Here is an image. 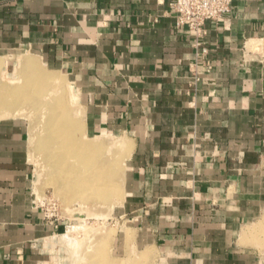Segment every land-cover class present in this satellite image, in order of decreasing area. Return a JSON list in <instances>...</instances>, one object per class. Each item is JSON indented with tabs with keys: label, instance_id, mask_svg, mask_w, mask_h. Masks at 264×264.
<instances>
[{
	"label": "crops",
	"instance_id": "0c3cea01",
	"mask_svg": "<svg viewBox=\"0 0 264 264\" xmlns=\"http://www.w3.org/2000/svg\"><path fill=\"white\" fill-rule=\"evenodd\" d=\"M170 1L0 0V85L34 81L31 60L71 84L84 136L126 140L102 264H264V0L200 36ZM27 112L0 117V264H68Z\"/></svg>",
	"mask_w": 264,
	"mask_h": 264
},
{
	"label": "rangeland",
	"instance_id": "374dc122",
	"mask_svg": "<svg viewBox=\"0 0 264 264\" xmlns=\"http://www.w3.org/2000/svg\"><path fill=\"white\" fill-rule=\"evenodd\" d=\"M31 69L33 71L32 78H34V81L29 80L30 84L27 85L25 84L26 82H24V84L21 81H17V83L15 82L13 90L14 94H12L11 97H18L21 95L19 94L20 91L24 89H29L31 91L29 95H32V97L29 96L24 111L25 113L26 110L30 112H27V119L30 122L31 130H33L30 139H34V141H31L30 144L32 147V161L34 162L32 186H34L35 192H33V197L35 198L37 204L45 209L48 214L50 213L53 217L62 218L67 224V230L64 237L67 238L68 242L66 244L67 246H64L63 251V257L66 260L65 262L68 264H102L107 255V252L102 251V248H104V244L106 245L109 238L113 237V234L115 233L113 232V224H116L117 222V213L119 211L118 206L123 201V192H121V176L123 172V160L127 153L120 156L119 159V154L116 151L115 146L104 148L102 151L99 150L93 152V155L92 152L90 153V157H92L91 168H93L91 170V174L89 175L91 178L90 182L93 186V184L97 181V177H99L100 181H102L100 174H103L104 172L105 176L103 183L106 186L107 191H112L107 192L110 196H99L100 194H94L95 186L92 187L90 191L85 190L84 188L78 189L73 179L74 169H67L66 167V169L63 170L59 165H49L48 162L50 156L55 152H58V150L51 152L47 148H43V145H40V136L43 132V126L42 119H40L41 121L39 120L41 116H39V110L40 107H44L46 102L52 104L49 106H57L62 104L63 99L66 98L65 100L69 105L68 108H72V111H74L73 116H71L72 123L75 127V130L71 133L72 138L75 137L80 141L87 140L86 142L108 141L102 137L89 139L87 136H84L82 132L83 118L81 117V102L79 96L75 93L71 84L67 82L66 79H60V81H63L61 83H63L62 86L64 88L62 90L59 88L61 92L59 91L58 94L63 96V98L56 100V98H54L55 95L53 94L54 89L51 87L49 88V85L45 86L43 82V76L49 72L40 73L39 68L35 66V64L31 67ZM63 91L66 92L65 95ZM70 94L78 96V98H76V96L73 98L74 100L72 103L70 102ZM52 98H54V100ZM76 109L79 113H81L80 117H77L75 113ZM34 112L35 115L32 116ZM29 114H31V116ZM23 115L24 114L21 113V116ZM36 119L38 120L36 121ZM114 161H119L120 166H114ZM100 163L101 165H105L99 166ZM60 172L61 175L62 172H65V174L61 176V181L58 179L60 177ZM94 180H96L95 183ZM75 192L89 193L81 197ZM110 227L111 231L108 229ZM106 230L107 233H105Z\"/></svg>",
	"mask_w": 264,
	"mask_h": 264
},
{
	"label": "bare ground",
	"instance_id": "6f19581e",
	"mask_svg": "<svg viewBox=\"0 0 264 264\" xmlns=\"http://www.w3.org/2000/svg\"><path fill=\"white\" fill-rule=\"evenodd\" d=\"M21 60L23 61L24 59H21ZM30 61L31 60L29 61L24 60V62L22 63L26 62L25 66H27L28 64L30 66L34 65V63ZM43 77H44L43 82L45 86L49 85L48 86L49 88L51 87L52 89H54L53 90L54 91L53 94L55 95L54 98H56V100H60L61 98H63V96L58 94V92L60 91L59 88L61 90L64 88L62 86L63 83H61L63 81H60L61 78H58L59 76L55 74H50V73L45 74ZM13 90H14V87L12 85L11 86L7 84L2 85V86L0 85V117L19 116L21 115V113L24 115L26 114L24 109L28 102L29 96L32 97V95H29L31 91L29 89L28 90L24 89L20 91L19 94L21 95H19L18 97H13V96L11 97V95L14 94ZM65 94L66 92H64V95ZM75 96L73 94H70L69 97H70L71 103L74 100L73 98H75ZM54 98L52 99L54 100ZM65 99L66 98L63 99L62 104L57 105V106L56 105L49 106L52 104H50L49 102H46L44 104V107H40V110H39L40 112L39 116L41 115L39 120L42 119V126H43V132H42V135L40 136V141H41L40 145H43V148H47L51 152L58 150V152H55L53 155L51 156L49 155L50 158H49L48 164L49 165L54 164L56 166L59 165L62 167L63 170L66 169V167L67 169H74L73 179L76 184L73 181L72 182L78 187V189L84 188L85 190L90 191L92 187L95 186L94 194H97V195L100 194L99 196H105V195L110 196V194H107V192H112V191H107V188L103 183L104 176H105L104 172L103 174L102 173L100 174L102 181H100V178L97 177L96 178L97 181L94 180V183L95 181L96 183L93 184V186L90 182L91 178L89 177V175L91 174V170L93 169L91 168V158L92 157H90V153L92 152V155H93V152H96L99 150L102 151L104 150V148L115 146V149L119 154L118 157L120 159V156L128 153L129 146L127 147L128 144L125 145L126 143L124 144L123 142L126 140L122 141L121 138L112 140V142H101V141L86 142L87 140L80 141L79 139L75 137L72 138L71 133L72 131L75 130V127L72 123L71 116H73L74 111H72V108L71 109L68 108L69 105L67 104V101ZM75 113L77 117L81 116V113H79L78 110H76ZM29 115L31 116V114ZM34 115H35V112L32 114V116ZM37 120L38 119H36V121ZM32 132L33 130H31V134ZM31 141L33 142L34 139L33 138L30 139V144H31ZM102 165H105V164H102ZM102 165L100 163L99 166H102ZM114 166L119 167L120 166L119 161H114ZM105 169H106V166H105ZM59 174H60V177L58 179H60L61 181V176L65 174V172H62V175H61V172ZM75 193L83 197L89 192H75ZM90 193H93V192H90Z\"/></svg>",
	"mask_w": 264,
	"mask_h": 264
},
{
	"label": "built area",
	"instance_id": "2783aa9c",
	"mask_svg": "<svg viewBox=\"0 0 264 264\" xmlns=\"http://www.w3.org/2000/svg\"><path fill=\"white\" fill-rule=\"evenodd\" d=\"M233 0H171L170 7L175 16L177 27L185 26L196 36L205 31L204 23L207 20L218 21L229 12ZM206 48L200 50L205 54ZM50 214V213H49Z\"/></svg>",
	"mask_w": 264,
	"mask_h": 264
}]
</instances>
